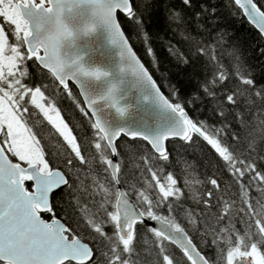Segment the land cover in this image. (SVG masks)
Masks as SVG:
<instances>
[{"label":"snow or ice","instance_id":"obj_1","mask_svg":"<svg viewBox=\"0 0 264 264\" xmlns=\"http://www.w3.org/2000/svg\"><path fill=\"white\" fill-rule=\"evenodd\" d=\"M84 3L90 18L73 17V29L65 8ZM218 3L0 0V264H264V79L221 26ZM223 3L233 11V0ZM234 4L264 34V0ZM97 23L121 66L175 114L170 127L149 135L100 118L96 101L119 115L131 105L117 83L95 87L109 76L103 67L67 58ZM53 89L76 95L90 135L73 134ZM29 106L62 138L63 153L46 155L25 122ZM189 149L213 174L184 173L178 183L164 173ZM217 172L230 178L223 190Z\"/></svg>","mask_w":264,"mask_h":264},{"label":"water","instance_id":"obj_2","mask_svg":"<svg viewBox=\"0 0 264 264\" xmlns=\"http://www.w3.org/2000/svg\"><path fill=\"white\" fill-rule=\"evenodd\" d=\"M253 3H256L255 0H253ZM257 6L260 7L258 4ZM91 7L88 3L74 6L71 10L66 7L64 18L73 29H76V25L72 24L73 17H79L81 23H83L90 18ZM241 11L243 13V10ZM245 18L260 32L259 28L247 16ZM81 54L83 62L97 64L109 73L104 81H94L95 87L99 89L103 82H115L118 84L120 94L124 98L123 102L131 105L126 113L119 115L114 109L103 107L101 101H96L97 106L100 108L98 114L102 120L106 121L108 126L114 128L127 127L149 135H154L171 126L175 114L153 99L147 86L139 83L129 68L121 66L122 58L119 55V49L110 42L108 30L103 23H97L93 32L80 35L74 44L67 47L68 59H71L73 55ZM145 96L149 98L145 100ZM0 146H3L1 141ZM6 155L9 156L7 152Z\"/></svg>","mask_w":264,"mask_h":264},{"label":"trees","instance_id":"obj_3","mask_svg":"<svg viewBox=\"0 0 264 264\" xmlns=\"http://www.w3.org/2000/svg\"><path fill=\"white\" fill-rule=\"evenodd\" d=\"M219 2L220 3H218L217 6L221 11V26H227V28L232 32L233 39L237 42L241 50L242 58L250 71L253 73L254 78L257 80L264 79V40L261 38L262 34L245 18L241 9L234 4V1L232 5L233 11L231 12L229 11L227 5L223 3V0H219ZM255 2L261 6V0H255ZM262 10L264 11V8H262ZM133 40H135V37H133ZM138 46L139 45H137V47ZM157 54L158 56L167 55L164 49L159 46H157ZM145 63H147L146 60ZM53 90L56 92V97L53 99V97L49 96V99H52L53 103L58 109H60L61 116L73 130V134L78 138L90 135L87 131V125L85 123L87 118H82V114L76 106L79 103V99L76 95L67 96L66 94L59 93L58 89ZM70 91L73 93L76 92L75 89H70ZM47 95L48 93L46 92V96ZM200 118L203 119L204 117L201 116ZM25 122L29 128L33 129L34 133L38 132L41 136H43L41 145L45 148L46 155L51 154L58 156L64 152L62 147V138L59 137L55 130L47 124L38 110H36L33 114L31 106H29V115ZM41 136H38L37 138L40 139ZM0 139L2 141V134L0 135ZM11 158L14 159L12 156ZM52 162L55 163L56 161L53 160ZM137 163L138 160L133 161L129 165L130 172ZM190 164L194 165V168H189L188 165ZM169 170L173 171L174 175L178 179V183H180V176L184 173L194 172L199 175L200 179H203L205 174H213V170L207 162V158L201 157L197 149H189L186 153H183L182 151V156L177 158L176 167L171 169L166 168L164 174L166 175ZM135 178L139 179V176H136ZM215 178L218 179V184H220L221 190H223L225 186L230 183V178L227 175H221L219 172L216 173ZM131 179L132 178L130 177V181ZM229 190L232 192L235 191V189L231 188ZM252 192L255 194V189H253ZM190 206L194 207V205L191 204ZM197 211H199V209H197ZM184 223L186 224L187 221ZM204 254L214 256V250L206 248L204 249Z\"/></svg>","mask_w":264,"mask_h":264},{"label":"rangeland","instance_id":"obj_4","mask_svg":"<svg viewBox=\"0 0 264 264\" xmlns=\"http://www.w3.org/2000/svg\"><path fill=\"white\" fill-rule=\"evenodd\" d=\"M9 40H10V42H11V37H9ZM5 131H6V129H5ZM7 146V145H6Z\"/></svg>","mask_w":264,"mask_h":264},{"label":"flooded vegetation","instance_id":"obj_5","mask_svg":"<svg viewBox=\"0 0 264 264\" xmlns=\"http://www.w3.org/2000/svg\"><path fill=\"white\" fill-rule=\"evenodd\" d=\"M44 218H46V217H44Z\"/></svg>","mask_w":264,"mask_h":264}]
</instances>
